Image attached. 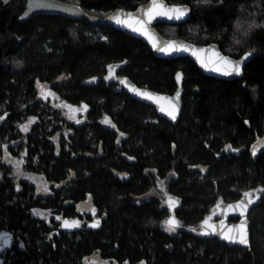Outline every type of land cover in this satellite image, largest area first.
Returning <instances> with one entry per match:
<instances>
[{"label": "trees", "instance_id": "trees-1", "mask_svg": "<svg viewBox=\"0 0 264 264\" xmlns=\"http://www.w3.org/2000/svg\"><path fill=\"white\" fill-rule=\"evenodd\" d=\"M143 1L79 3L103 15L118 7L134 9ZM166 1L189 5L190 15L179 24L158 23L161 34L216 42L236 58L250 54L243 77H210L188 57H157L139 38L109 24L61 15L12 24L10 30L26 38L9 55L10 67L0 71V104L7 100L0 119V140L7 137L0 161V231L13 234L8 250L15 251L6 252L9 261L3 264H84L90 256L105 264H264V191H258L264 189V0ZM98 32L106 39L95 37ZM110 66L137 85L168 94L181 72L183 107L177 124L107 80ZM62 74L63 81H57ZM36 83L52 84L60 100L85 103L86 121L76 124L55 110L61 123L54 125L48 117L51 101L35 100ZM26 119H33L28 130L22 127ZM54 135L56 143L50 141ZM258 140L262 145L253 154ZM229 145L236 151L225 152ZM35 154L40 165L27 167L39 182L28 187L17 167L7 163ZM120 174L129 177L120 179ZM153 177L163 178L167 193L180 200L172 213L165 202L160 210L154 199L134 200L148 192ZM42 182L47 190L38 189ZM30 189L35 193L28 194ZM250 190L259 200L248 215L249 248L228 246L201 230V221L217 203ZM84 202L106 215L100 228L68 235L52 219L29 211L36 206L78 217ZM170 215L178 224L171 232L163 227Z\"/></svg>", "mask_w": 264, "mask_h": 264}, {"label": "water", "instance_id": "water-1", "mask_svg": "<svg viewBox=\"0 0 264 264\" xmlns=\"http://www.w3.org/2000/svg\"><path fill=\"white\" fill-rule=\"evenodd\" d=\"M163 4L167 7L171 8L173 6L186 7L188 12L186 15L180 20H169L166 17H157L153 19L151 23L144 25L147 29V33L145 34L140 29L141 26L136 23V20L143 19L147 20V17L144 15L145 11L148 7L151 6L152 0H147L146 2L139 4L135 9H124V8H116L111 11L109 14L104 16L94 15L87 11H85L80 5L68 1L62 0H0V71L7 70L10 67V59L9 55L14 54L20 47L23 40L26 38L25 34L18 35L17 33L11 31V26L13 22H24L29 20L33 16H37L40 14L47 15H61L73 20H81L85 19L92 24H109L116 29H119L129 35H132L136 38H139L142 42H144L152 51V53L160 58L173 59L176 57H188L197 65V67L206 75L210 77H216L220 79L234 80L240 79L243 77V71L245 64L250 60L251 55H248L246 59H243L246 54L241 55L240 57H232L228 54H225L221 51L220 46L216 42H210L207 44H199L188 41L184 38L180 37H166L160 33V31L156 28L158 23H168V24H179L185 22L190 15V6L187 4H178V3H168L166 0H162ZM121 13L120 19L125 20L126 23H117L116 20H113L111 17L116 15L117 13ZM131 13V16L127 14ZM168 42H176L178 44H182L185 46L187 50L180 51H172L166 52L161 51V48H164ZM203 50V51H199ZM216 53H219L221 56L227 57L231 61H241V72L239 75L230 74L225 75L223 71H215L212 63H209L210 60L216 59ZM205 63H207V67H205ZM181 74L182 73L178 72ZM63 76H59L57 80H61ZM68 78V77H67ZM124 81V83H121ZM177 81V79H176ZM115 82L120 85L125 91L134 99L154 106L157 113L169 121L170 123L176 125L183 107L182 102V78L178 82L175 91L171 94L158 92L152 90L148 87L138 86L134 81L124 75H118L115 78ZM177 93H179V97L177 99ZM146 94V95H145ZM163 109V111L161 110ZM174 111L176 118L172 119L168 112ZM174 152V145H173ZM209 167L206 168L208 170ZM245 193H250L251 197H245ZM243 193L238 199L230 202H221L217 203L213 208V213L216 219L213 217L204 218L200 227L201 230L208 236L218 238L222 242H224L228 246H237L242 248L250 247V222L248 220V215L250 211L254 208L255 204L259 200V196L254 194L253 191H246ZM174 200L178 201L174 197ZM169 198L166 200L167 207L170 212L174 210V208L178 205L175 204L174 207H170ZM251 198L254 200V203L248 205L247 211L244 216L241 217L240 210L236 208V205L241 201L245 203L247 200ZM232 207H229V206ZM102 216H98L97 218H93L92 220L86 222L85 220L71 217V218H61L55 219V223L58 224V231L63 232H75L81 230L83 228L95 230L102 226ZM174 219L173 215L168 217ZM232 218L237 219L236 221H230ZM241 219L246 221V231H247V245L241 244L239 242L232 241L230 239H226V236L236 235L239 236L240 229L237 227L241 223ZM67 220L69 222L77 221L79 222V227L65 228L63 227V222ZM167 220V221H168ZM175 220V219H174ZM99 221V225L97 227H92V225ZM176 221V220H175ZM86 223V224H85ZM5 238H7V243H5ZM14 244V236L10 231L3 230L0 232V252L5 249L10 248Z\"/></svg>", "mask_w": 264, "mask_h": 264}, {"label": "flooded vegetation", "instance_id": "flooded-vegetation-1", "mask_svg": "<svg viewBox=\"0 0 264 264\" xmlns=\"http://www.w3.org/2000/svg\"><path fill=\"white\" fill-rule=\"evenodd\" d=\"M62 1H68V2H72V3H76V4H78V5H80V3H79V0H62ZM147 0H145V1H143V2H141L140 4H142V3H144V2H146ZM139 5V4H138ZM137 5V6H138ZM81 6V5H80ZM136 6V7H137ZM82 7V6H81ZM135 7V8H136ZM118 8H121V7H118ZM134 8V9H135ZM116 9V8H115ZM85 11H87V10H85ZM113 11V10H112ZM87 12H89V13H91V14H94V15H99V14H97L96 12H94V11H87ZM111 12V11H110ZM110 12H108V13H104L103 15H99V16H104V15H106V14H109ZM40 15H47V14H40ZM81 20H83V19H81ZM85 20V19H84ZM14 23V22H13ZM95 37H98V38H100V40H104V39H106V36L105 35H103L102 34V32H98L96 35H95ZM116 73V72H115ZM60 76H63L62 77V79L61 80H57V81H63V78H64V75L62 74V75H60ZM118 76V74L116 73V76H115V78ZM115 78H114V80H115ZM58 79V78H57ZM110 80H112V79H110ZM51 85L52 84H47V85H43V84H38V83H36V85H35V100H37V101H41V102H49V101H51L50 103H51V105L52 106H50L49 108H48V111H49V115H48V117L50 116V120H52V122L53 123H55L54 125H59L61 122H59V121H57L56 119H57V117H58V114H53L54 112H55V110H58V111H60V113L61 114H59L60 116H62L63 115V111L62 110H60V105H59V103L60 102H64V103H66V104H70V105H75V106H86L85 107V111L84 112H81V120H80V122H77V121H75L74 119H72V118H68L67 117V119H69L70 121H72V122H75L76 124H80V123H84L85 121H86V114H87V105L85 104V103H80V104H72V103H68V102H65V101H63V100H60L59 98H58V96H56V94H55V90L54 89H52L51 88ZM118 85V84H117ZM118 86H120V85H118ZM138 86H140V85H138ZM121 87V86H120ZM141 87H147V86H141ZM124 89V88H123ZM125 90V89H124ZM182 96H183V94H182ZM140 102V101H139ZM142 103V102H141ZM144 104H146V103H144ZM147 105H149V104H147ZM40 106L41 107H44V106H46V104H44V103H40ZM149 106H151V107H153L154 108V106H152V105H149ZM155 109V108H154ZM157 112V111H156ZM158 114V113H157ZM159 115V114H158ZM64 116V115H63ZM160 116V115H159ZM64 117H66V116H64ZM161 117V116H160ZM161 118H163V117H161ZM164 119V118H163ZM38 120H41V117L40 118H38ZM37 120V123L38 124H40V122ZM108 121L107 123L105 122V121ZM154 121V122H156L157 120L156 119H150V121ZM166 120V119H165ZM103 122L105 123V124H107V125H110L111 124V122H110V120H109V118H107V117H104L103 118ZM51 125V124H50ZM51 128H52V126H51ZM47 131H49V130H47ZM119 132V131H118ZM92 133V132H91ZM91 133H89V135L91 134ZM125 137V136H124ZM56 139V141L54 142V143H56L57 141H58V137H57V135H54L53 137L51 136L50 137V139ZM51 141V140H50ZM59 141H61V140H59ZM100 144V143H99ZM261 145H262V141L261 140H258V142L257 143H253L252 144V150H257L258 151V149H260L259 147H261ZM94 146V145H93ZM13 147H14V150L16 151L17 150V147L16 146H14L13 145ZM98 147H99V145H98ZM99 150V153L97 152V156H100V155H102V150L101 149H98ZM25 151V150H24ZM224 151L225 152H227V153H229V152H232V150L230 149V148H225L224 149ZM18 157L19 158H21V164L20 163H18V164H20V167H22L23 169H28V167H29V165H27V163L24 161V159H25V157H22V155H18ZM129 158V157H128ZM4 159V158H3ZM130 160H132L131 158H130ZM16 159H13V161H11V164H10V166H12V167H14V166H16ZM28 166V167H27ZM18 168V167H17ZM37 175V174H36ZM114 175H116V173H114ZM19 177L22 179V180H25L26 182H27V186L29 187L32 183H34V179L33 180H29V178L28 177H26V175H23L22 174V172H21V170H20V172H19ZM128 175H123V174H120L119 175V178L120 179H128ZM38 179H39V177H38ZM29 180V181H28ZM39 182V181H38ZM43 183V184H42ZM41 184H39V186H38V189H39V187H44L45 186V182H42ZM69 183V182H68ZM158 184H161L162 186H163V191L162 190H160L159 189V187H158ZM71 186V184H66V186H65V188H67V187H70ZM43 190V189H42ZM164 190H165V192L167 193V190H166V186H165V189H164V179L163 178H159V177H153V179H152V184L150 185V189L148 190V192L146 193V194H144V195H140V196H137V197H134V200L136 201V202H142L143 201V199L144 200H149V199H154V200H156L157 202H158V204H159V209L160 210H164V202H165V205H166V208H167V210L169 211V209H168V207H167V203H166V200L169 198V197H174V196H171V195H169L168 193V197L164 200ZM19 191H22V188H20L19 189ZM28 194H34L35 193V190L34 189H30L28 192H27ZM245 193V192H244ZM254 194H256L255 192H253ZM256 195H258V194H256ZM28 197V196H27ZM140 197H144L143 199H138V198H140ZM174 198H176V197H174ZM136 199H138L139 201H137ZM177 200H178V205L174 208V210L179 206V203H180V200L178 199V198H176ZM42 202V204H44L45 203V200H42L41 201ZM214 208V207H213ZM81 210H83V212L82 213H80L79 214V216L78 217H76V218H79V219H82V220H85L86 222H88V221H90V220H92L93 218H97L98 216H100L97 212H93V210H99V209H97V208H95V207H93V205H91V204H86L85 202L81 205V208H80ZM34 210H43L44 211V213L45 214H47V216H44V215H41L40 217L43 219V218H46V220H48V221H50V219H52V221H53V224L56 226V229L58 230V224L57 223H55V219H56V217H61V218H69V217H62V216H58V215H56V214H54V213H52V212H50L49 211V209H47V210H44V209H42V208H40V207H36V206H34L33 207V209L32 210H29L30 211V213L33 215V214H35L34 213ZM173 210V211H174ZM172 211V212H173ZM170 212V211H169ZM171 212V213H172ZM36 216H38L37 214H35ZM105 217H106V215H103V218H102V220H104L105 219ZM207 217H213V218H217V217H215V215H214V213H213V209H212V212H211V214H209ZM237 219H235V218H232L230 221H236ZM102 222V221H101ZM86 224V223H85ZM163 227H164V225H163ZM83 229H85V230H88L87 228H83ZM92 230L94 229V228H91ZM82 230V229H81ZM95 230V229H94ZM3 231V230H2ZM78 231H80V230H78ZM1 232V231H0ZM59 232H63V231H59ZM75 232H77V231H75ZM64 233H66V234H71L72 232H64ZM44 236H46V235H44ZM46 238L47 239H49V236L47 235L46 236ZM11 251H13L12 253H11ZM7 252L10 254V255H13L14 254V249H10V250H7ZM1 252H0V256H1ZM6 257V254L4 255V258ZM5 261L6 262H8L9 261V259H8V257L5 259ZM8 264V263H7ZM84 264H105V261L103 260V259H100V257L99 256H95V257H91L90 256V259H87V260H84Z\"/></svg>", "mask_w": 264, "mask_h": 264}, {"label": "snow or ice", "instance_id": "snow-or-ice-1", "mask_svg": "<svg viewBox=\"0 0 264 264\" xmlns=\"http://www.w3.org/2000/svg\"><path fill=\"white\" fill-rule=\"evenodd\" d=\"M187 12H188V9L186 7L173 6L169 8L163 4L162 0H152L151 6L148 7L144 13V15L147 17V20H143V19L136 20V23L141 26V28L137 30H142L144 31L145 34H148L147 29L144 27V25L151 23L153 19H156L157 17H166L169 20H172V19L180 20L186 15ZM127 15L131 16L132 14L129 13ZM120 16H121V13L118 12L116 15L112 16L111 18L113 20H116L117 23H126L125 20L120 19ZM160 50L166 51V52H172L174 50L180 51V50H187V49L182 44H178L176 42H168V44L164 48H161ZM199 51H203V50H199ZM248 55L250 54H246L245 57L242 58V60L246 59ZM209 63H212L213 65H215L214 67L215 71H223V74L225 75H230V74L239 75L241 72V61H231L227 57L221 56L219 53H216V59L210 60ZM204 66L207 67V63H205ZM181 78H182L181 74L177 73L176 79L178 82L181 80ZM121 83H124V81H121ZM178 97H179V93H177V99ZM161 110L163 111V109ZM168 115L172 119L176 118L174 111L168 112ZM0 119H3V118L0 117ZM105 122L107 123L108 121L106 120ZM22 127L24 128V130H27L26 126H22ZM226 147L231 148L230 145ZM232 150L236 151V149H232ZM253 154H255V150ZM44 188L45 190H47V185H45ZM258 191H264V189H261ZM244 196L251 197V194L245 193ZM176 203H178V201L174 200L173 198H169L170 207H174ZM252 203H254V200L249 198L246 203L244 201H241L239 204L236 205V208L240 210L241 217H243L245 212L247 211L248 205ZM229 207H232V206L230 205ZM57 219H59V217H57ZM166 223L169 226L168 227L169 231H175L176 227L178 226L177 222L173 218H170ZM98 225H99V221H96L92 225V227H97ZM62 226L65 228L79 227V222L77 221L69 222L65 220ZM237 227L240 229V233H241L239 236L232 235V236H226L225 238L247 245L248 239H247V231H246V227H247L246 221L244 219H241V223ZM4 242L5 243L8 242L7 238H5Z\"/></svg>", "mask_w": 264, "mask_h": 264}, {"label": "rangeland", "instance_id": "rangeland-1", "mask_svg": "<svg viewBox=\"0 0 264 264\" xmlns=\"http://www.w3.org/2000/svg\"><path fill=\"white\" fill-rule=\"evenodd\" d=\"M116 66H110L109 68H108V70H107V73H106V76H105V78L107 79V80H110V79H114L115 78V76H116ZM59 105H60V110H62L63 112V115L64 116H66V117H68V118H72V119H74L75 121H77V122H80V120H81V112H84L85 111V106H75V105H70V104H66V103H64V102H60L59 103ZM31 121V122H30ZM33 123V119H26V121L23 123V126H26V128H27V130L30 128V126H31V124ZM53 124H55V123H53ZM5 140V142H6V140H7V137H3V139L2 140H0V142H2V141H4ZM56 141V139L54 138V139H51V142H55ZM17 161V160H16ZM18 162V161H17ZM16 162V166H14V167H11V168H15V167H18V168H15L17 171H19L20 172V170H21V172H22V174L23 175H26V177H28L29 178V180L31 181V180H35V181H39V179H38V175H35V174H33V173H30V171L28 170V169H23L22 167H20V164H18ZM7 164H11L10 162H8ZM28 180V181H29ZM158 187H159V189L160 190H162L163 191V186L161 185V184H158ZM164 189H165V184H164ZM255 193H257V192H255ZM169 195L165 192V190H164V200L168 197ZM144 197H140V198H138L139 200L140 199H143ZM138 199H136L137 201H139ZM34 213L35 214H37V213H39V214H37L38 216H41V215H44V216H47V214H45L44 213V211L43 210H34ZM168 224L166 223L165 225H164V228H165V230H167V231H169L168 230ZM195 231L196 232H200V230H198V229H195ZM169 232H171V231H169Z\"/></svg>", "mask_w": 264, "mask_h": 264}, {"label": "built area", "instance_id": "built-area-1", "mask_svg": "<svg viewBox=\"0 0 264 264\" xmlns=\"http://www.w3.org/2000/svg\"><path fill=\"white\" fill-rule=\"evenodd\" d=\"M6 102L7 100L4 101V103L0 104V117L3 118L4 116V110L6 108ZM25 111L23 110L22 114L24 113ZM21 120H25V115H21ZM51 128V125H49L47 127V130H50ZM4 158V154H3V145H2V142H0V161H2ZM24 161L27 163V165H30L32 167H36L40 165V161H39V157L37 154L33 155L31 158H25ZM39 168V167H38ZM14 201H16V198L14 197L11 201H9V203H13ZM39 241V240H38ZM9 249V248H8ZM8 249H5L3 250L1 253V256H0V264H3L5 262V259H4V255L6 254L7 250ZM13 251H11L12 253ZM29 264H34V263H29Z\"/></svg>", "mask_w": 264, "mask_h": 264}]
</instances>
